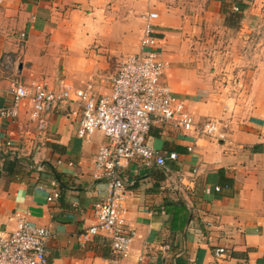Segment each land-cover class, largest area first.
Masks as SVG:
<instances>
[{
    "label": "crops",
    "instance_id": "1",
    "mask_svg": "<svg viewBox=\"0 0 264 264\" xmlns=\"http://www.w3.org/2000/svg\"><path fill=\"white\" fill-rule=\"evenodd\" d=\"M233 6H244L250 31L252 22L264 30V0H0V105L9 103L11 83L110 95L121 63L138 52L143 16L154 11L155 50L168 63L161 82L197 124L216 126L211 136L170 123L150 129L148 144L178 159L167 162L170 173L144 169L139 160L123 170L133 239L127 257H117L105 234L86 244L78 238L106 196V183L92 174L107 139L101 132L78 136L74 102L42 114L46 127L39 130L24 99L17 119H0V233H13L17 215L46 228L53 264H264V57L254 72L240 73L252 80L237 99L215 91L213 61L220 57L204 51ZM13 158L24 165L7 175ZM217 248L225 250L220 257Z\"/></svg>",
    "mask_w": 264,
    "mask_h": 264
},
{
    "label": "built area",
    "instance_id": "2",
    "mask_svg": "<svg viewBox=\"0 0 264 264\" xmlns=\"http://www.w3.org/2000/svg\"><path fill=\"white\" fill-rule=\"evenodd\" d=\"M231 10L239 11L236 6ZM157 18L154 11L143 16L138 52L121 63L118 75L111 81L110 95L95 98L88 91L69 87L55 92L43 83H33L30 88L11 83L7 90L10 101L0 105V119L15 120L20 115L23 100L29 99L33 106L29 119L36 121L39 130H44L46 122L41 118L42 114L50 113L58 104L74 102L79 113L78 136L82 138L101 132L107 139L96 153L92 174L95 181L106 183V196L95 206V222L78 238L86 244L94 236L105 234L112 254L117 257H127L133 239V233L126 227L127 196L121 177L123 170L130 162L139 160L144 169L157 167L169 171L167 162L178 159L176 152H161L148 144L150 129L156 124L170 123L186 133L211 136L216 131L211 121L197 124L186 110L185 103L161 82L168 63L160 60L155 50L153 21ZM35 169L40 172L42 166ZM173 178L178 183L183 180V176L176 173ZM216 190L219 191L220 187ZM58 196L54 193L48 201ZM49 237L46 228L32 225L17 215L13 233L9 236L0 233V264H53L46 254ZM224 253L223 248L215 250L216 257Z\"/></svg>",
    "mask_w": 264,
    "mask_h": 264
},
{
    "label": "rangeland",
    "instance_id": "3",
    "mask_svg": "<svg viewBox=\"0 0 264 264\" xmlns=\"http://www.w3.org/2000/svg\"><path fill=\"white\" fill-rule=\"evenodd\" d=\"M253 17L258 19L260 15L253 14ZM258 22L264 23V13ZM223 24L218 25L219 27L214 26V30L209 34V40H213L214 45L206 47L204 51L206 56L216 53V57H220V59H217L218 61H213L215 66H217V75H215L213 83L220 84V88L215 89V91L222 89L226 96L239 99L242 97L239 90H242L252 80L250 77H244L240 73L248 69L254 72L255 63L259 61L260 57H264V43H262L263 41L258 42L259 39L264 40V30L260 31L259 24L256 25L252 22V27L257 26V28L255 27L256 30L252 28L253 30L250 31L251 28L244 24L242 17L232 27L235 31L226 29V27L223 28ZM250 39L252 40L250 41Z\"/></svg>",
    "mask_w": 264,
    "mask_h": 264
},
{
    "label": "trees",
    "instance_id": "4",
    "mask_svg": "<svg viewBox=\"0 0 264 264\" xmlns=\"http://www.w3.org/2000/svg\"><path fill=\"white\" fill-rule=\"evenodd\" d=\"M244 6H241L238 8V12H226L225 13V25L229 27H234L236 22L240 20L242 17L241 9H243ZM25 161H20L16 158H13L12 160H8L5 164V172L7 175H13L15 174L18 169L20 168V165H24Z\"/></svg>",
    "mask_w": 264,
    "mask_h": 264
}]
</instances>
